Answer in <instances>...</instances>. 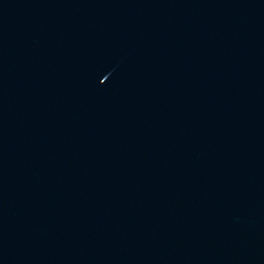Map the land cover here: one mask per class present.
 Wrapping results in <instances>:
<instances>
[{"label": "water", "instance_id": "1", "mask_svg": "<svg viewBox=\"0 0 264 264\" xmlns=\"http://www.w3.org/2000/svg\"><path fill=\"white\" fill-rule=\"evenodd\" d=\"M0 264H264V0H0Z\"/></svg>", "mask_w": 264, "mask_h": 264}]
</instances>
